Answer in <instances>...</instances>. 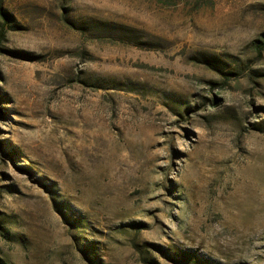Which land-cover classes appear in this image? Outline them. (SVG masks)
Listing matches in <instances>:
<instances>
[{"label": "rangeland", "instance_id": "1", "mask_svg": "<svg viewBox=\"0 0 264 264\" xmlns=\"http://www.w3.org/2000/svg\"><path fill=\"white\" fill-rule=\"evenodd\" d=\"M0 264H264V0H0Z\"/></svg>", "mask_w": 264, "mask_h": 264}, {"label": "trees", "instance_id": "2", "mask_svg": "<svg viewBox=\"0 0 264 264\" xmlns=\"http://www.w3.org/2000/svg\"><path fill=\"white\" fill-rule=\"evenodd\" d=\"M1 13H2L3 16L5 17V20H6L7 22H10V19H9L8 15H7L6 13H4V12H1Z\"/></svg>", "mask_w": 264, "mask_h": 264}]
</instances>
